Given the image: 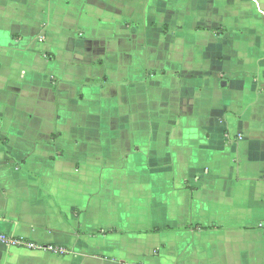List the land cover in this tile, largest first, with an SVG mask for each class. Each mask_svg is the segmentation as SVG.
Instances as JSON below:
<instances>
[{"label":"crops","instance_id":"obj_1","mask_svg":"<svg viewBox=\"0 0 264 264\" xmlns=\"http://www.w3.org/2000/svg\"><path fill=\"white\" fill-rule=\"evenodd\" d=\"M0 264H264V0H0Z\"/></svg>","mask_w":264,"mask_h":264},{"label":"built area","instance_id":"obj_2","mask_svg":"<svg viewBox=\"0 0 264 264\" xmlns=\"http://www.w3.org/2000/svg\"><path fill=\"white\" fill-rule=\"evenodd\" d=\"M0 242L6 243L9 246H23L34 250H41L45 252H51L56 254H66L68 250L64 247L57 245H40L26 242L21 238H16L13 236H8L6 234L0 233Z\"/></svg>","mask_w":264,"mask_h":264}]
</instances>
